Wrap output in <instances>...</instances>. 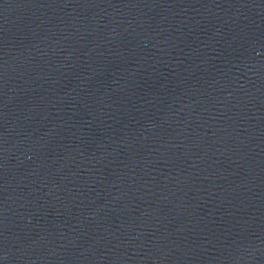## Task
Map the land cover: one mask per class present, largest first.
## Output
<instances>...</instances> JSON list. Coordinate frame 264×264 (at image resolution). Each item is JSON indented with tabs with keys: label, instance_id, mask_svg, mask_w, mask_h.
Returning a JSON list of instances; mask_svg holds the SVG:
<instances>
[{
	"label": "water",
	"instance_id": "1",
	"mask_svg": "<svg viewBox=\"0 0 264 264\" xmlns=\"http://www.w3.org/2000/svg\"><path fill=\"white\" fill-rule=\"evenodd\" d=\"M0 264H264V33L0 0Z\"/></svg>",
	"mask_w": 264,
	"mask_h": 264
}]
</instances>
